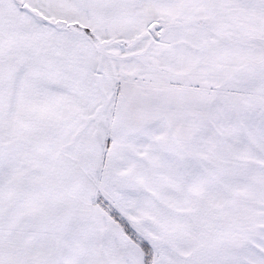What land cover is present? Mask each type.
Segmentation results:
<instances>
[{
  "label": "snow or ice",
  "instance_id": "obj_1",
  "mask_svg": "<svg viewBox=\"0 0 264 264\" xmlns=\"http://www.w3.org/2000/svg\"><path fill=\"white\" fill-rule=\"evenodd\" d=\"M0 264H264V0H0Z\"/></svg>",
  "mask_w": 264,
  "mask_h": 264
}]
</instances>
